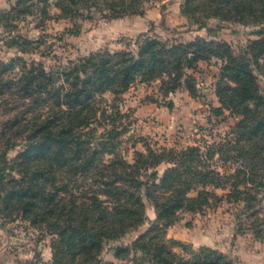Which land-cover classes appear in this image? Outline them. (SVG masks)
<instances>
[{"label":"trees","instance_id":"1","mask_svg":"<svg viewBox=\"0 0 264 264\" xmlns=\"http://www.w3.org/2000/svg\"><path fill=\"white\" fill-rule=\"evenodd\" d=\"M154 1L165 0H17L0 20L6 18L9 30L32 19L41 32L37 40L17 35L11 45L21 55L58 58L49 21L144 18ZM199 6L217 10L224 20L258 11L256 20L264 22V0H186L187 11ZM196 40L168 46L139 35L124 50H100L49 67L22 57L0 60V214L50 236L51 264H111L101 261L106 245L144 224L146 202L156 219L131 246L117 248L118 260L234 264L216 250L195 251L165 236L183 215L221 207L234 216L238 232L264 243V95L252 68L255 61L264 78V37L239 56L228 51L227 81L217 95L236 122L220 140L184 148L145 145L132 162L121 149L128 128L122 121L130 116L121 110L120 97L137 83L156 80L163 92L176 91L190 55L197 60L205 50V42ZM192 80L185 83L194 94ZM17 148L22 151L11 161L8 155ZM161 165L168 168L158 177Z\"/></svg>","mask_w":264,"mask_h":264},{"label":"rangeland","instance_id":"2","mask_svg":"<svg viewBox=\"0 0 264 264\" xmlns=\"http://www.w3.org/2000/svg\"><path fill=\"white\" fill-rule=\"evenodd\" d=\"M16 2L0 0V15L10 11ZM146 6L150 10L148 18L132 16L112 20L95 15L76 23L66 19L49 21L47 33L58 52V58L41 53L21 55L17 47L11 45V38L17 35L37 40L41 32L33 28L35 23L32 19H29L30 24L17 21V28L9 30L3 27L6 18L0 20L1 61L22 57L29 63L42 62L48 67L100 50H124L139 35H148L168 46H186L196 42L197 38L205 42V45H200L205 50L197 54V60L195 55H190L192 64L183 67L185 76L176 91L169 94L163 92L160 90L162 83L156 80L137 83L120 97L118 104L121 110L130 116L122 121L128 128L121 137V149L126 151L129 162H132L135 150L145 151V145H151L153 149L184 148L203 145L205 141H218L230 132L236 118L228 110H222L217 95L219 84L227 81L223 77V67L228 51L239 56L247 52L254 41L264 37V22L256 20L258 11H251L243 18L231 14V19L224 20L217 16V10L205 12L203 6L197 7L194 12L187 11L186 0L154 1ZM55 36H62V41ZM259 62L264 63V57ZM255 64L253 61L252 68L259 77L264 95V78L256 70ZM186 77L193 79L189 85L194 86V94L188 90ZM20 151V148L10 151L8 158L15 160ZM167 168L161 165L155 169L158 177ZM145 204L147 220L136 231L108 243L101 255L103 263L133 264L132 256L129 260H118L117 248L131 246L151 228L156 214L151 203ZM165 236L195 251L201 248L216 250L229 257L234 264H264V243L251 233L238 232L234 216L225 207L204 214H185L165 231ZM51 240L50 236L42 235L37 228L21 220L7 221L0 214V264H51ZM175 252L182 254V248L178 247Z\"/></svg>","mask_w":264,"mask_h":264},{"label":"crops","instance_id":"3","mask_svg":"<svg viewBox=\"0 0 264 264\" xmlns=\"http://www.w3.org/2000/svg\"><path fill=\"white\" fill-rule=\"evenodd\" d=\"M150 10H147V13H146V15H145V17L144 18H148V12H149Z\"/></svg>","mask_w":264,"mask_h":264}]
</instances>
